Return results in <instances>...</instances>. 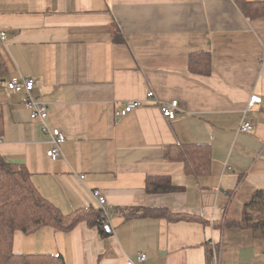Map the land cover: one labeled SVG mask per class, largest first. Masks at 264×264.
Masks as SVG:
<instances>
[{"label":"crops","instance_id":"obj_1","mask_svg":"<svg viewBox=\"0 0 264 264\" xmlns=\"http://www.w3.org/2000/svg\"><path fill=\"white\" fill-rule=\"evenodd\" d=\"M264 2V0H249ZM0 156L23 163L39 192L61 212L93 206L99 190L112 216L109 236L79 224L70 232L42 227L16 232V253L61 254L66 264H264V237L241 220L264 189V17L249 19L235 0H0ZM209 51L208 75L189 71V55ZM15 73L33 77V96L51 105L49 125L67 135L63 156L46 155L49 135L30 119L25 93L7 89ZM152 98L147 97L149 91ZM251 95L262 102L247 108ZM133 100L140 106L116 113ZM179 101L167 120L163 103ZM251 122L252 130L240 129ZM208 144L211 170L187 174L165 150ZM84 176V178H81ZM149 176L177 190L151 194ZM132 207H163L209 222L130 216Z\"/></svg>","mask_w":264,"mask_h":264},{"label":"trees","instance_id":"obj_2","mask_svg":"<svg viewBox=\"0 0 264 264\" xmlns=\"http://www.w3.org/2000/svg\"><path fill=\"white\" fill-rule=\"evenodd\" d=\"M242 13L249 19L264 17V2L235 0ZM189 71L208 75L212 71V56L209 51H197L189 55ZM7 64L0 51V80L7 72ZM3 129V114L0 111V133ZM165 157L182 162L187 174L203 176L210 172L212 149L208 144H187L172 146L165 150ZM147 193H169L178 189L168 176H149L145 182ZM130 216L167 218L172 222H211L195 215L172 213L163 207H132ZM96 227L102 237L109 236L110 228L105 213L93 206L83 207L69 214L61 212L36 188L32 174L23 163L11 162L0 156V264H66L61 254L16 253L14 238L16 232L29 235L42 227H52L70 232L79 224ZM215 228L245 226L264 237V189L254 192L251 200L243 207L241 220L222 219L212 223ZM214 248L208 249L211 260Z\"/></svg>","mask_w":264,"mask_h":264},{"label":"built area","instance_id":"obj_3","mask_svg":"<svg viewBox=\"0 0 264 264\" xmlns=\"http://www.w3.org/2000/svg\"><path fill=\"white\" fill-rule=\"evenodd\" d=\"M7 41V31L0 30V44H4ZM36 87L35 78L29 76H22L19 73L13 74L7 81V89L8 91L16 94L25 93L26 101L25 106L29 110L30 119L36 121L40 124L42 130L47 132L49 135V147L46 151V155L49 159L56 160L63 156V145L67 140L66 133L59 127H52L49 125V116L51 114V105L47 102L39 101L33 96V91ZM154 96L153 91H149L147 93L148 98H152ZM262 102V97L259 95H251L249 98V102L247 108H251L252 106L259 104ZM140 106V101L133 100L127 102L124 107L119 110L116 115L117 116H126L130 112L136 110ZM161 112L163 116L171 121L175 120L178 117L177 111L179 109V101L173 100L171 103H163L160 105ZM253 126L251 122L245 121L240 124V129L244 132H248L252 130ZM84 178V176H81ZM93 195L97 201V208L101 209L107 218L108 224L112 213L107 206L106 198L99 190H94ZM148 259L147 254L139 253L136 256V260L131 262V264H143ZM208 264H220L219 259V249L215 248L213 256L211 260H209Z\"/></svg>","mask_w":264,"mask_h":264}]
</instances>
